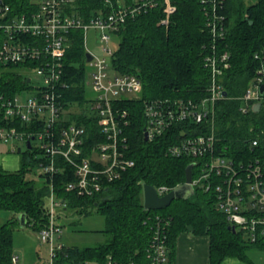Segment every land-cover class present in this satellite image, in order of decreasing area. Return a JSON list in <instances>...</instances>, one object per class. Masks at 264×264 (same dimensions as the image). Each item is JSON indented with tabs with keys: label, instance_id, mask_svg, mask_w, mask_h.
<instances>
[{
	"label": "trees",
	"instance_id": "16d2710c",
	"mask_svg": "<svg viewBox=\"0 0 264 264\" xmlns=\"http://www.w3.org/2000/svg\"><path fill=\"white\" fill-rule=\"evenodd\" d=\"M118 0H75L70 14L86 22L100 15H108ZM129 1V0H124ZM176 11L167 25L161 24L165 14L162 8L143 12L130 18L116 33L118 48L112 66L119 74H131L142 82L141 97L125 99L120 106L128 111L129 156L135 166L124 172L120 179L109 184L94 197H80L66 192L69 182L75 180L65 173L53 178L42 171L40 181L31 178L35 167L41 168L47 157L41 150L28 148L22 154L21 167L15 172L0 166V210L13 213L7 224L0 225V264H13V230L20 226L18 216H27V227L37 233L49 224L48 201L51 186L57 197L65 200L63 211L71 210L78 216L93 212L103 214L107 227L103 231L107 240L96 246L79 247L68 245L67 258L61 257L57 264L78 262L95 264H147V249L156 227V217L170 221L168 226V249L174 263L177 238L191 232L209 239V264H223L234 259L243 264H255L249 256L252 250L264 251V237L256 242L248 240L242 230L233 232L226 215L216 208L214 191L194 189L188 199H176L162 210H145L144 186H168L176 188L186 181L185 172L193 163L187 156L172 157L168 148L180 140L179 130L172 137L145 140V102L161 100H184L198 102L207 98L212 84V72L206 58L216 45L218 54L229 53V68L219 77L226 98L215 106L214 121L204 126H193L197 133L215 134L217 148L236 161L264 160V113L241 112L240 99L250 81L258 75L264 65V0L246 6L242 0H226L222 14L226 17L227 31L223 38L215 39L206 27L207 18L200 0H172ZM10 8V17L20 16L32 9V0H0ZM83 30L71 32L72 46L65 61V73L60 87L66 109L73 108L68 119L85 125L93 133L97 131L94 118L86 113V50ZM4 34L0 36V45ZM37 63H29L35 66ZM25 64H3L0 62V128L17 127L20 131L31 129L22 122L7 121L3 104L16 95L30 89L28 78L23 73ZM183 128L184 125L180 124ZM188 131V130H187ZM258 139L260 145L253 149L251 142ZM40 154V155H39ZM42 169V168H41ZM66 175V176H65ZM61 213L58 221L64 227ZM65 218V216H64ZM26 227V228H27Z\"/></svg>",
	"mask_w": 264,
	"mask_h": 264
},
{
	"label": "built area",
	"instance_id": "2783aa9c",
	"mask_svg": "<svg viewBox=\"0 0 264 264\" xmlns=\"http://www.w3.org/2000/svg\"><path fill=\"white\" fill-rule=\"evenodd\" d=\"M75 0H32L33 8L20 16L10 17V8L0 3V62L3 64H25L24 75L30 89L4 102V117L7 121H20L30 131H20L17 127H1L0 142L8 144L21 140L30 143L40 141L47 162L41 168L45 175L53 178L65 173L75 178L66 186V192L80 197H94L106 187L120 179L122 174L135 166L129 156L128 111L120 106L125 99L140 98L141 80L131 74H119L112 66L116 50L111 47L112 34H116L128 19L137 17L151 9L162 8L165 18L161 24L167 25L176 11L172 0H118L108 15H100L86 22L70 14V6ZM226 0H200L207 18L206 27L215 39L226 35V17L222 14ZM83 30L86 55V83L91 85L95 97H87L85 103L89 118H94L97 131L91 133L85 125L68 119L60 87H65V59L72 46L71 32ZM93 29L100 32L99 53L87 48V33ZM217 46H212V54L206 58V67L212 72L210 95L198 102L184 100H161L145 102V131L149 140L166 134L175 135L179 130L180 140L172 144L167 154L172 157H190L193 161L192 187L214 191L216 208L223 212L231 226L244 231L251 242L264 237V160L255 157L248 161H236L217 148V138L212 132L197 133L193 126L211 124L215 119L216 104L226 98L219 77L229 68V53L218 54ZM37 64L35 66L29 63ZM90 73V75H89ZM34 74L37 83H34ZM264 65L258 75L250 81L242 100L241 112L264 113ZM30 93L29 97L22 96ZM73 109V108H71ZM183 124L184 127L180 128ZM188 130V131H187ZM260 142H251L253 149ZM65 175V176H66ZM160 197L175 188L155 187ZM49 224L38 231L42 245L49 248V260L43 264H57L61 257L67 258V244L64 242V227L57 219L56 208H65V200L57 197L51 186L49 196ZM156 227L147 249V264H174L169 258L168 226L170 221L157 216ZM19 258L12 257L17 264ZM95 264V263H73ZM111 264V263H108ZM134 264V263H130Z\"/></svg>",
	"mask_w": 264,
	"mask_h": 264
},
{
	"label": "rangeland",
	"instance_id": "374dc122",
	"mask_svg": "<svg viewBox=\"0 0 264 264\" xmlns=\"http://www.w3.org/2000/svg\"><path fill=\"white\" fill-rule=\"evenodd\" d=\"M244 5L250 6L257 2V0H242ZM87 48L90 51L99 53L100 46V32L90 29L87 33ZM119 44V38L117 34H112L111 47L117 50ZM90 75V73H89ZM35 77L34 74H31ZM34 83H37V78H34ZM87 97H95L94 90L91 85H87ZM22 96L29 97L30 93H23ZM75 110L70 109L69 112L73 113ZM34 150L41 148L40 141L36 140L33 143ZM26 142L21 140L11 141L8 144L0 142V157L3 155L10 157L12 161H16V166L19 169L21 167L22 152L26 151ZM10 151H13L10 153ZM40 155V154H39ZM1 166V165H0ZM16 168V169H17ZM34 171L30 174L31 178L36 181H40V174L42 169L35 167ZM14 172V171H13ZM49 202V201H48ZM49 206V204H48ZM61 213L62 219L65 222L64 225V242L68 245H77L79 247L96 246L104 243L107 240V235L103 231L107 227L106 217L97 212H93L89 215L78 216L73 211H63L60 208H56L55 214ZM65 216V218H64ZM13 218V213L9 211L0 210V225L7 224ZM190 235H194L188 232ZM13 250L15 256L19 258L17 264H43L49 260V248L47 245H42L38 233L32 229V227L21 228L20 226L14 227L13 230ZM249 256L252 258L255 264H264V251L252 250L249 252ZM223 264H243L238 260H226Z\"/></svg>",
	"mask_w": 264,
	"mask_h": 264
},
{
	"label": "water",
	"instance_id": "95a60500",
	"mask_svg": "<svg viewBox=\"0 0 264 264\" xmlns=\"http://www.w3.org/2000/svg\"><path fill=\"white\" fill-rule=\"evenodd\" d=\"M86 60L87 62L91 61V55L87 54L86 55ZM261 93H264V86L261 88ZM259 105L255 106V111L259 110ZM145 140L148 141V133L145 131L144 132ZM28 148H31V144L28 143ZM193 164L189 165L186 169L185 176H186V181L184 184H181L177 186L175 189L170 191L167 195L160 197L157 194V191L155 187L151 185H145L144 186V206L145 210L147 211H152V210H162L164 208L169 207L172 202L176 199H188L193 196L194 194V188L192 187V169H193ZM18 221L20 224L21 228H26L27 227V216L25 214L19 215L18 216ZM230 229L233 232H236V229L234 226H231ZM189 231H193L191 227L188 228Z\"/></svg>",
	"mask_w": 264,
	"mask_h": 264
},
{
	"label": "crops",
	"instance_id": "0c3cea01",
	"mask_svg": "<svg viewBox=\"0 0 264 264\" xmlns=\"http://www.w3.org/2000/svg\"><path fill=\"white\" fill-rule=\"evenodd\" d=\"M0 165L9 172L19 170L16 161L6 155L0 157ZM174 264H209V239L190 235L188 232L180 234L177 238Z\"/></svg>",
	"mask_w": 264,
	"mask_h": 264
}]
</instances>
